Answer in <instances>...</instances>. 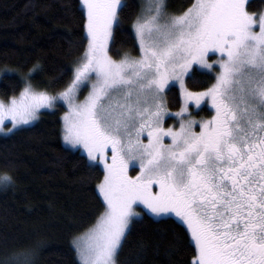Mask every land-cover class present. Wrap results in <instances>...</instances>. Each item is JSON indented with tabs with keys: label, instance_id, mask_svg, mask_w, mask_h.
<instances>
[{
	"label": "snow or ice",
	"instance_id": "snow-or-ice-1",
	"mask_svg": "<svg viewBox=\"0 0 264 264\" xmlns=\"http://www.w3.org/2000/svg\"><path fill=\"white\" fill-rule=\"evenodd\" d=\"M82 6L87 47L62 90L35 85L43 68L34 64L19 94L0 98L6 134L33 124L42 109L66 105L63 140L86 154L90 168L103 164L104 209L72 241L79 264H118L140 205L186 225L192 264H264V12L249 11L248 0H193L174 13L167 0H149L132 25L139 55L116 60L109 41L126 0ZM194 64L220 69L202 91L185 83ZM176 83L179 127H165V93ZM204 100L214 115L197 121L189 101ZM12 183L0 176V184ZM39 248L14 252L7 264H35Z\"/></svg>",
	"mask_w": 264,
	"mask_h": 264
},
{
	"label": "trees",
	"instance_id": "trees-1",
	"mask_svg": "<svg viewBox=\"0 0 264 264\" xmlns=\"http://www.w3.org/2000/svg\"><path fill=\"white\" fill-rule=\"evenodd\" d=\"M193 0H167L178 13ZM114 28L110 53H137L132 23L139 0H126ZM249 11L260 12L264 0H248ZM87 47L82 0H0V98L18 95L21 77L34 64L43 71L32 77L40 88L56 93L71 79L74 64ZM5 70L8 74H5ZM215 73L194 68L186 85L192 91L210 87ZM166 108L179 110L178 86L166 91ZM59 104L43 110L37 122L10 134L0 133V176L13 178L0 184V261L7 264L14 252L40 248L35 264H79L73 238L83 234L104 209L98 185L103 168L89 167L86 155L63 141ZM196 117H210L208 105L193 110ZM118 264H192L196 254L190 233L175 217H154L142 209Z\"/></svg>",
	"mask_w": 264,
	"mask_h": 264
},
{
	"label": "rangeland",
	"instance_id": "rangeland-1",
	"mask_svg": "<svg viewBox=\"0 0 264 264\" xmlns=\"http://www.w3.org/2000/svg\"><path fill=\"white\" fill-rule=\"evenodd\" d=\"M149 2V0H139V3H140V8H139V12H138V14H140V12H141V9H142V7L144 6V5H146L147 3ZM83 7V6H82ZM170 12V11H169ZM260 12H264V8H263V10L262 11H260ZM257 13H259V12H257ZM136 19V18H135ZM132 25H133V23H132ZM258 30V29H257ZM111 41L112 40H110L109 41V55L110 56H112L111 55V53H110V44H111ZM137 45H138V41H137ZM124 54H128V55H131V56H133V57H135V56H138L139 55V47H138V51H137V53H131V52H129V51H125L122 55H120L119 57H114V56H112L113 57V59H116V60H119V59H121L122 57H123V55ZM218 56H219V53H217L216 55H210V60L211 61H216L217 60V58H218ZM78 62V61H77ZM74 67H75V64H74ZM198 68V69H202V70H206V71H212V72H214L215 73V77H216V74L220 71V69H219V66H216L214 69H208V68H205V67H203V66H201V65H199V64H194L193 65V67L191 68V69H189V75L192 73V71H193V69L194 68ZM189 75H187V76H189ZM187 76H185V83H186V79H187ZM93 79H95V76H93ZM215 82V81H214ZM176 86H178L179 87V84L178 83H176ZM187 86V85H186ZM179 89H180V87H179ZM90 90V83H89V87H86V88H84L83 90H82V92H81V94H80V96H79V99H83L84 98V96H86L87 94H88V91ZM200 91H202V90H200ZM180 92H181V90H180ZM182 97V96H181ZM182 104H183V97H182ZM182 104H181V106H182ZM61 105H63V106H65L66 107V110H65V112L68 110L67 109V106L66 105H64V104H61ZM203 105H208L212 110H213V108H212V106H211V104H210V102L209 101H207V100H204V101H202L201 102V104L199 105V106H197L196 104H195V102L194 101H189V107H190V111L192 112V114H193V116L196 118V120L197 121H199V120H201V119H208V118H210V117H196V115L194 114V112H193V110L192 109H200V107L201 106H203ZM181 108V107H180ZM53 108H51V109H42L41 111H43V110H52ZM180 110V109H179ZM179 110H169L168 109V115H166V117H165V121H164V126L165 127H172V126H174V127H179V117H177L175 114L179 111ZM214 111V110H213ZM41 113V112H40ZM64 114V113H63ZM212 115H214V112H213V114ZM39 117H40V115H39ZM39 119V118H38ZM62 121H63V115H62ZM35 122H37V121H35ZM34 122V123H35ZM6 127H10L11 125L10 124H6L5 125ZM27 126V125H26ZM196 130L197 131H199V127L197 126V128H196ZM0 133H2V134H6V133H3V132H0ZM7 134H10V133H7ZM64 141V140H63ZM165 142L166 143H170V140L169 139H166L165 140ZM64 143H65V141H64ZM66 144V143H65ZM67 146H69V147H71L70 145H68V144H66ZM72 148V147H71ZM75 149V148H74ZM81 152H82V150H80ZM86 155V154H85ZM110 156H111V153L109 152V159H110ZM102 168H103V164L102 163H100L99 164ZM139 171V168L137 167L135 170H133L131 167L129 168V174L130 175H136V173ZM103 180V179H102ZM140 207H142V209L144 210V211H146L147 213H149V214H151L152 216H154L152 213H150L143 205H140V206H138L137 208H136V211L137 212H139L140 214H142V211L139 209ZM154 217H157V216H154ZM173 217H175L174 215H173ZM157 218H159V217H157ZM186 226V225H185Z\"/></svg>",
	"mask_w": 264,
	"mask_h": 264
},
{
	"label": "flooded vegetation",
	"instance_id": "flooded-vegetation-1",
	"mask_svg": "<svg viewBox=\"0 0 264 264\" xmlns=\"http://www.w3.org/2000/svg\"><path fill=\"white\" fill-rule=\"evenodd\" d=\"M192 110H194V111H195L196 109H192Z\"/></svg>",
	"mask_w": 264,
	"mask_h": 264
}]
</instances>
